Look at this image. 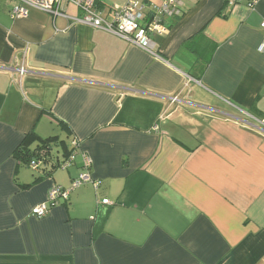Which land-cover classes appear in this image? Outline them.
<instances>
[{"label":"crops","instance_id":"0c3cea01","mask_svg":"<svg viewBox=\"0 0 264 264\" xmlns=\"http://www.w3.org/2000/svg\"><path fill=\"white\" fill-rule=\"evenodd\" d=\"M163 1H142L168 31L148 53L74 6L12 19L0 0V264H264V0ZM29 135L57 137L37 170L14 158ZM81 154L97 187L36 218Z\"/></svg>","mask_w":264,"mask_h":264},{"label":"built area","instance_id":"2783aa9c","mask_svg":"<svg viewBox=\"0 0 264 264\" xmlns=\"http://www.w3.org/2000/svg\"><path fill=\"white\" fill-rule=\"evenodd\" d=\"M15 5L11 12L12 19H20L27 16L26 7L38 9L50 15H62V11L68 5L77 8L81 17L77 20L79 23L88 25L95 29H103L116 36L124 39L130 44L138 47L148 53L153 51V43L150 40L151 35H166L167 29L162 25L161 19L157 16L152 17L150 23H144L146 18L145 5L143 0H129L126 5L122 7H112L108 9L109 20L103 17L95 7V0H14ZM225 3L234 7L244 4L249 8H254L263 0H224ZM182 8L181 0H164L159 7V12L165 16L179 15ZM264 28V23L261 24ZM264 46V45H263ZM263 46L261 49H263ZM19 76H25L27 70L19 68L17 70ZM169 104L179 103L178 96H171L167 98ZM78 154V143L73 142V150L67 157L66 161L60 164V167H68ZM82 171L76 179L71 183L68 189L55 187L48 193L45 203H42L32 209V214L36 218L46 216L49 210L59 204V201H67L71 191L79 188L86 183H92L97 187V183L91 180L89 169L91 168V160L85 155L81 154ZM30 167L37 170L40 162L32 161ZM103 205H108V200L101 202Z\"/></svg>","mask_w":264,"mask_h":264},{"label":"trees","instance_id":"16d2710c","mask_svg":"<svg viewBox=\"0 0 264 264\" xmlns=\"http://www.w3.org/2000/svg\"><path fill=\"white\" fill-rule=\"evenodd\" d=\"M33 135L26 137V139L21 143L14 153V158L17 161L23 162L27 165H29L32 161L40 162L41 164L45 163L50 157V151L52 150L53 144H56L57 142V137L44 139L39 141L40 143L37 144L34 150H31L29 148V144L33 139Z\"/></svg>","mask_w":264,"mask_h":264},{"label":"rangeland","instance_id":"374dc122","mask_svg":"<svg viewBox=\"0 0 264 264\" xmlns=\"http://www.w3.org/2000/svg\"><path fill=\"white\" fill-rule=\"evenodd\" d=\"M56 156V155H55ZM58 156V155H57Z\"/></svg>","mask_w":264,"mask_h":264}]
</instances>
